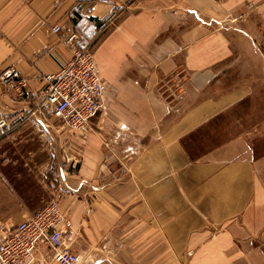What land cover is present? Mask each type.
<instances>
[{
  "label": "crops",
  "instance_id": "0c3cea01",
  "mask_svg": "<svg viewBox=\"0 0 264 264\" xmlns=\"http://www.w3.org/2000/svg\"><path fill=\"white\" fill-rule=\"evenodd\" d=\"M75 5L0 0V73L16 68L32 98L73 58L53 28L83 27ZM126 10L95 50L107 93L91 130L60 135L52 116H31L14 138L44 157L24 176L37 179L39 202L62 193L78 264H264V114L233 130L236 111L264 102V0H137ZM32 107L0 86L1 114ZM58 147L70 161L55 177ZM10 179L2 164L0 222L17 224L41 203L23 205ZM111 248L105 262L85 256ZM39 256L54 264L50 250Z\"/></svg>",
  "mask_w": 264,
  "mask_h": 264
},
{
  "label": "built area",
  "instance_id": "2783aa9c",
  "mask_svg": "<svg viewBox=\"0 0 264 264\" xmlns=\"http://www.w3.org/2000/svg\"><path fill=\"white\" fill-rule=\"evenodd\" d=\"M73 58L58 72L44 75L43 88L34 98L28 93L29 80L16 68L0 73V85L33 104L29 112L0 113V140L14 133L35 114L52 116L69 130L87 133L104 108L107 85L99 73L93 49L96 40L82 44L75 29L55 26ZM70 161V159H67ZM62 193L21 222H0V264H42L40 249H48L56 264H78L74 251L76 229L61 209Z\"/></svg>",
  "mask_w": 264,
  "mask_h": 264
},
{
  "label": "rangeland",
  "instance_id": "374dc122",
  "mask_svg": "<svg viewBox=\"0 0 264 264\" xmlns=\"http://www.w3.org/2000/svg\"><path fill=\"white\" fill-rule=\"evenodd\" d=\"M136 1L137 0H75L76 7L74 16L79 24H83V27L80 26L79 31L77 30L82 44L90 43L93 39H95L96 43L93 47L95 51L100 42L108 35L114 24L117 23L122 17H124L125 13L127 12V7L131 6ZM85 24H88V26L89 24L90 26H92V24H95L96 27L93 29V31H89ZM0 86L4 90V93L7 94L8 89L2 85ZM263 114L264 102L261 104L248 102L244 106V108L236 111V116H243V118L239 122V124L235 122L233 130L237 127H241V124L245 129H247L248 127L254 128V125L260 123V119L263 117ZM20 128L18 130H20ZM18 130H16L6 138L0 140V166L4 164L6 167V172L10 173L11 182H15L16 188L18 189L19 193L21 192L20 194L18 193V198L22 200L21 202L23 205L36 207L40 205L39 203H41V206L39 208H43L51 199L48 201L39 202L37 197L40 195V192L37 191V179L32 176L30 177L24 175L32 172L31 169L28 168H32L36 163L35 161L38 162L36 158L37 155L38 158L44 156L43 154L36 155L35 153H33L32 149L30 148L31 144L33 146V142H31L30 145H26L20 142L17 138H14V136L18 133ZM53 130H58L60 135L62 133H70L69 129L61 125L58 120H55V129ZM60 140L61 139L57 138V142L55 141L54 143L55 146H58V142L60 143ZM39 141L42 140L39 138ZM47 144L50 143L47 142ZM59 148L60 147H58L57 149L55 148L53 152H50L48 159L49 161L51 158L50 161L51 164H53L52 167H54L51 170L54 172L55 177L57 176L59 169H61V165H67L69 163V161L67 160V156H65L67 148ZM40 161H42V158L40 159ZM75 162L76 161H74V163ZM111 251L114 254L115 250H112L111 248L97 250V256H92L93 253L86 254L85 256L87 257V259L93 257L92 259H103V262H105V260L107 261L108 259H110ZM53 263L56 264L55 262Z\"/></svg>",
  "mask_w": 264,
  "mask_h": 264
}]
</instances>
